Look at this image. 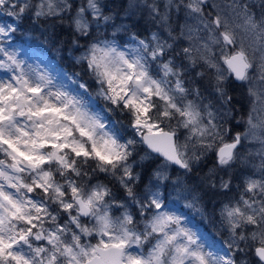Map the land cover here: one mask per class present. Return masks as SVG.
Returning <instances> with one entry per match:
<instances>
[{"label":"snow or ice","instance_id":"1","mask_svg":"<svg viewBox=\"0 0 264 264\" xmlns=\"http://www.w3.org/2000/svg\"><path fill=\"white\" fill-rule=\"evenodd\" d=\"M107 8L0 0L17 22L0 24V264H264V0H129L125 17L146 10L156 29L144 39ZM32 18L86 40L78 62L107 110L128 114L131 138L93 110L86 82L69 91L9 51ZM230 78L254 103L247 129L226 139ZM209 192L225 197L218 244L167 203L176 193L208 215Z\"/></svg>","mask_w":264,"mask_h":264},{"label":"rangeland","instance_id":"2","mask_svg":"<svg viewBox=\"0 0 264 264\" xmlns=\"http://www.w3.org/2000/svg\"><path fill=\"white\" fill-rule=\"evenodd\" d=\"M218 2L224 4L226 3V0H218ZM105 3L108 5V8L106 11H111L113 13H119V19L125 20V22L129 25L132 32H135L139 38L144 39L150 36L152 31H156V29L152 26V22L149 20L147 11L143 12H137L135 16L131 18H126L124 15V11L128 6L129 0H105ZM9 23L16 24L14 18L8 17L7 15L0 14V24L7 25ZM20 23V22H19ZM134 25H138V27H135ZM108 36H111V30H108L106 33ZM15 36L12 37L11 44L9 45V51L17 53V58L24 62L26 68H30L38 73L46 74L50 77H52L54 83L59 85L66 86L67 90L72 91L73 89H76L77 91H81L77 88L76 84L72 83V80H79L78 76L66 71L65 69H61L54 60L50 58L48 53H44L37 49V46H41L39 43L40 41L32 42L29 36L24 38V41H15L13 39ZM23 39V38H21ZM117 39L122 45H125V48L122 50H126L127 48H130L132 46V43L129 41V34L128 33H118ZM83 42L80 43V46H75L73 48V51L69 53L68 57L71 61H73L76 65L82 64L78 62V58L83 54L85 51L83 45L86 43V40L83 38ZM197 69H194L193 72H195ZM0 78H6L5 73L0 71ZM80 81V80H79ZM82 82V81H80ZM197 85H199L202 82V79L200 77H196ZM234 84V81L230 78L228 83V90L231 89V86ZM98 88V85L95 87L94 92L91 93V97L85 96L86 100H90V106L93 107L94 111H101L102 114L106 117V108L101 104V100L104 101L102 98L96 96V90ZM242 95L239 97V102L243 111L239 112L238 110H232L231 116L228 118L227 127L231 129L226 139H230L231 135H233V131L237 130L238 132L245 131L247 129L246 121L248 119L249 112L252 109L254 98L249 95L248 93V85L242 84L240 86ZM208 93L205 92V96H207ZM105 102V101H104ZM238 104V106H240ZM257 111L259 112L261 110V105L259 103L256 104ZM236 113H242V114H236ZM127 118H129L128 114L126 113ZM107 122L110 123V125L115 126V128L120 129L121 133L126 138H131L132 135V129L131 127L126 129L125 131L122 129L120 125H118L115 121L112 119H108L106 117ZM126 133H129V136H126ZM184 130H180V135L183 136ZM250 148L258 147V145H249ZM143 153L136 154V158L139 159L140 156H142ZM157 163V161H152L151 163H147L145 167H153ZM214 164V154H209L208 157L205 158V162L203 165H200L198 167L201 168V171L197 174V176H202L208 172L210 168L213 167ZM139 171V169H137ZM102 174V173H101ZM222 174V173H221ZM234 176V183H239L240 178L238 173H233ZM195 178V177H194ZM95 179V178H94ZM171 193V189L169 190ZM234 194V193H233ZM119 195V194H118ZM222 198H225L223 194H220ZM211 199L215 200L216 194H213L211 192L207 193L204 197V205L207 207L208 215H201L200 213L196 212L195 210L188 209L184 207V204L186 203L183 199L179 197L178 194L172 193L169 195L168 198V205L169 208L172 210H176L177 214L182 215L186 218V225L187 227H190L193 229V231H197L198 235L201 238H206L209 243L212 241H215L217 244L219 243L221 239V233L223 232V228L221 226L220 220H219V207L221 205V202L216 206L214 202H211ZM213 209H216V212L213 214Z\"/></svg>","mask_w":264,"mask_h":264},{"label":"trees","instance_id":"3","mask_svg":"<svg viewBox=\"0 0 264 264\" xmlns=\"http://www.w3.org/2000/svg\"><path fill=\"white\" fill-rule=\"evenodd\" d=\"M17 26H18V31L13 34V36H15L13 38L15 39V41L23 42L24 38H26L27 36L33 39L31 40L32 42H36L39 40L40 41L39 43L41 44V46H37L38 47L37 49H39L40 51L44 53H48L50 58L54 60L55 63L61 69H65L66 71L77 75L80 81L86 82L88 85H90L89 91L92 93L94 92L95 87L97 85L90 78V75L85 73L83 64L76 65L68 57L69 53L73 51L74 45L71 43V40L73 38L71 35V32L66 26H59V25L54 26L51 23V21L44 22V21L36 20L34 18L25 19L22 22H20ZM83 41L84 40L82 38L80 40V43ZM240 86H242V84L234 83L231 86L229 93L233 96V103L235 105L233 109L238 110L239 112H242L243 109L240 103L239 102L237 103V101L239 100V97H241L242 95ZM100 102L106 108V112H107L106 117L108 119H112L113 121H115L118 125L122 127L124 131L130 128V118H127L126 112L116 110L114 106H112L113 108L112 111H108L107 108L109 106L106 104V102L102 100ZM238 104L240 106H238ZM236 114H242V113H236ZM235 132H238V131L234 130L233 133ZM126 136H129V133H126ZM141 147L142 146H138V151L140 153H143V151L139 150ZM104 175L105 174L103 173L96 174V176H98L101 180H103ZM224 199L225 198H222L220 194H216L215 200L211 199L210 201L214 202L217 206Z\"/></svg>","mask_w":264,"mask_h":264},{"label":"water","instance_id":"4","mask_svg":"<svg viewBox=\"0 0 264 264\" xmlns=\"http://www.w3.org/2000/svg\"><path fill=\"white\" fill-rule=\"evenodd\" d=\"M234 82H235L236 84H241L240 82H237V81H235V80H234ZM160 159H162V158H160Z\"/></svg>","mask_w":264,"mask_h":264}]
</instances>
